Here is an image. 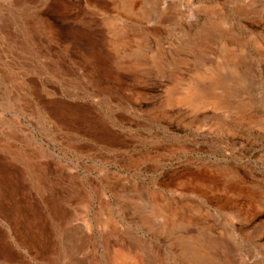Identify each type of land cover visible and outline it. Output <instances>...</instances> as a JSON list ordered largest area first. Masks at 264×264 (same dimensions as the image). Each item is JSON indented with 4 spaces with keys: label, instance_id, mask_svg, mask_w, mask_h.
Returning a JSON list of instances; mask_svg holds the SVG:
<instances>
[{
    "label": "rangeland",
    "instance_id": "1",
    "mask_svg": "<svg viewBox=\"0 0 264 264\" xmlns=\"http://www.w3.org/2000/svg\"><path fill=\"white\" fill-rule=\"evenodd\" d=\"M0 264H264V0H0Z\"/></svg>",
    "mask_w": 264,
    "mask_h": 264
}]
</instances>
